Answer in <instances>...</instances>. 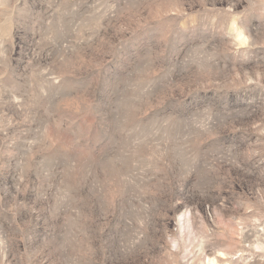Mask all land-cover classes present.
Returning a JSON list of instances; mask_svg holds the SVG:
<instances>
[{"label": "rangeland", "instance_id": "rangeland-1", "mask_svg": "<svg viewBox=\"0 0 264 264\" xmlns=\"http://www.w3.org/2000/svg\"><path fill=\"white\" fill-rule=\"evenodd\" d=\"M0 264H264V0H0Z\"/></svg>", "mask_w": 264, "mask_h": 264}]
</instances>
